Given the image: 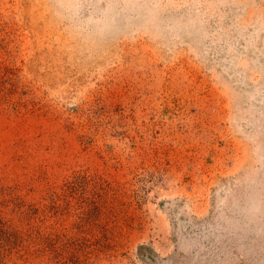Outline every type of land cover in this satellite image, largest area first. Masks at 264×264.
<instances>
[{
    "label": "rangeland",
    "instance_id": "374dc122",
    "mask_svg": "<svg viewBox=\"0 0 264 264\" xmlns=\"http://www.w3.org/2000/svg\"><path fill=\"white\" fill-rule=\"evenodd\" d=\"M162 1L201 37L0 0V264H264L254 215L226 209L264 131L236 78L264 55V0Z\"/></svg>",
    "mask_w": 264,
    "mask_h": 264
},
{
    "label": "bare ground",
    "instance_id": "6f19581e",
    "mask_svg": "<svg viewBox=\"0 0 264 264\" xmlns=\"http://www.w3.org/2000/svg\"><path fill=\"white\" fill-rule=\"evenodd\" d=\"M77 5L86 4L91 8V10L95 13L91 15V19H88V22L96 23L98 27L103 29V36L106 34L107 28H104L105 23L103 17H111L112 22L118 23V20L122 18H126L128 20L139 21L137 20H145L143 23L146 27H152L156 31L155 39H159L161 41L162 37L165 34V44L169 46L170 43L177 44V40L169 39L167 40L166 32L164 29H169L173 31L177 36H186L190 39H199L200 30H203V22L204 19L199 18L198 11L191 12L190 10H185L187 13L182 15H177L172 13L171 15H165V10L167 12H171V8L168 9L167 5L161 3V0L156 4L155 0H80ZM83 1V2H82ZM87 1V2H86ZM164 3H172V0H163ZM162 1V2H163ZM224 1V0H223ZM131 8V9H130ZM129 9L131 13L129 12ZM76 10L79 11L80 7L76 6ZM104 15V16H103ZM108 17V20H109ZM261 18V20H260ZM260 20V21H259ZM257 21L261 25L263 19L261 15H257ZM127 27H132L128 24ZM121 28V27H120ZM142 29V28H139ZM132 30L136 31L137 28L135 26L132 27ZM206 34L204 35L203 41L206 38H210V33L205 29ZM161 35V36H160ZM173 41V42H172ZM202 39L200 42L196 43L195 50H197L200 54H207L210 49L208 48L205 42ZM204 43V44H203ZM205 46V47H204ZM210 47V45L208 46ZM225 48L223 47L222 50ZM196 52L198 55L199 53ZM263 51L256 53V55L252 56V58L245 60H241L243 63H246L244 66L239 68L237 71V81L243 85V87L251 93V102L248 103V107H250L253 115H248L242 117L240 122L250 123L252 124V128L259 130L264 128V59H263ZM252 91H250V90ZM241 127V126H240ZM259 136V137H258ZM256 136V146H255V163L249 164L247 169L244 170V173L238 177L236 180V184L234 188L236 190H241L247 196L248 199L243 195L241 198H229L227 200V213L232 214V217L235 214H241L243 218L247 221V218H253L254 215L256 221L254 220V226L257 231H262L264 233V228H262V223L259 222L260 218H264V159H261L264 155V131ZM261 176V177H260ZM233 188V187H232ZM247 190H251L250 193L246 192ZM237 209V210H236ZM241 210L240 211H238ZM254 219V218H253ZM240 222L238 226L243 225L244 221L241 223L240 220H229V224L231 225ZM235 228V227H233Z\"/></svg>",
    "mask_w": 264,
    "mask_h": 264
}]
</instances>
